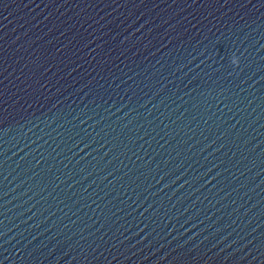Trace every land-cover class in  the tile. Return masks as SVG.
<instances>
[{
  "label": "clouds",
  "instance_id": "1",
  "mask_svg": "<svg viewBox=\"0 0 264 264\" xmlns=\"http://www.w3.org/2000/svg\"><path fill=\"white\" fill-rule=\"evenodd\" d=\"M231 62H232L234 65L239 63L238 59H237L235 56L232 57V61H231Z\"/></svg>",
  "mask_w": 264,
  "mask_h": 264
}]
</instances>
